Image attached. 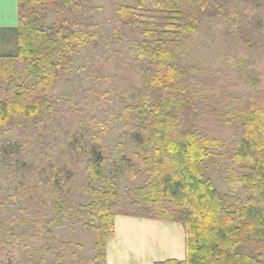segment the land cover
<instances>
[{
    "label": "trees",
    "instance_id": "trees-1",
    "mask_svg": "<svg viewBox=\"0 0 264 264\" xmlns=\"http://www.w3.org/2000/svg\"><path fill=\"white\" fill-rule=\"evenodd\" d=\"M111 3L113 39L119 47L111 55L116 73L110 76L106 66L90 63L87 76L101 85L127 84L121 93L115 85L99 95L114 91L122 103L121 137L133 147L124 148L118 159L105 139L109 121L102 122L57 93L75 57L98 48L100 25L85 14L100 9L92 0H18L19 52L0 55V162L8 161L14 173L22 169L29 175L28 180L17 181L27 204L26 220L36 223L46 210L51 191L47 186L55 183L61 191L82 167L86 176L100 183L90 187L93 202L84 221L94 235L95 255L71 260L57 252L52 264H107V242L115 235L118 215L183 225L185 258L155 264H264V86L232 106L226 91L230 87L226 82L232 79L217 77L211 68L195 63L189 50L193 32L208 18L223 17L230 24L233 47L264 53V0ZM66 11L74 17L45 27L48 13ZM125 29L131 38H126ZM124 49L135 55L131 61L121 57ZM132 71L138 73L143 89L130 83ZM235 76L257 86L264 72L239 71ZM63 127L76 130L69 133L68 150L55 151L61 159L47 163L50 156L44 152L41 164L28 160L32 147L43 146ZM15 129L20 130V140L2 139ZM56 162L65 165L59 168ZM214 162H229L226 169L219 167L230 186L226 193L207 174ZM135 163L144 181L121 194V170ZM35 171L40 180L31 183ZM44 171L49 173L46 181ZM14 194L9 197L12 203ZM0 208H6V201ZM8 249L9 241L0 237V264H34L31 248L22 261ZM50 251L51 247L43 248L41 256ZM38 264L49 263L42 257Z\"/></svg>",
    "mask_w": 264,
    "mask_h": 264
},
{
    "label": "rangeland",
    "instance_id": "rangeland-1",
    "mask_svg": "<svg viewBox=\"0 0 264 264\" xmlns=\"http://www.w3.org/2000/svg\"><path fill=\"white\" fill-rule=\"evenodd\" d=\"M92 3L100 10L88 12L85 16L91 15L93 20L100 25L98 29L102 39L98 48L86 55L75 57L65 79L60 82L57 93L59 96L72 98L78 109L83 108L86 112H91L102 122L109 121V129L105 139L113 156L118 159L124 148L133 147L121 137L122 122L118 119V113L122 109V103L115 96L114 91L105 97L99 95L108 91L109 88L112 90L115 85L118 86L116 91L121 93L127 84L110 81L107 85H101L87 76L90 63L102 64V66H106L108 75H114L116 70L111 55L119 48L113 39L114 13L111 0H92ZM73 17L70 11L61 15L48 13L45 27L57 20L72 19ZM229 27L230 24L226 18H208L197 31L192 33V43L189 50L195 63L211 68L212 73L217 77H222L224 80L232 79L226 82L230 84L226 91L231 95L229 101L232 106L237 107L240 105V98L248 92H254L257 88L264 86V76L260 78L257 86H253L251 82H247L245 79L238 80L235 74L239 71H256L262 74L264 72V53L255 51L246 53L244 47H233L228 36ZM125 34L126 38L132 37L129 29H125ZM121 57L131 61L135 55L124 49ZM108 59L109 62L105 63L104 61ZM228 60H232V66ZM130 78H132L130 81L132 85L143 89V83L136 71H132ZM96 88L98 89L97 92ZM126 98L128 101L130 100L128 97ZM59 124L63 125L64 123L59 122ZM75 130L76 128H72L64 131L63 127L62 131L49 136L43 146L32 147L26 154L28 160L43 159L42 153L45 152L50 156L45 158V161L55 164L53 162L61 159L59 155H54L55 151L62 153V151L68 150V144L65 146V143H68L69 133H74ZM2 139L20 140V130L7 131ZM41 161L39 160L38 164H41ZM56 164L59 168L65 165L57 162ZM29 165L32 166L33 162H29ZM228 165L229 162H214L210 164L207 171L217 188L224 193L229 191L230 186L225 179V174H222L219 167L224 166L226 169ZM20 166L18 163L19 168ZM106 168L108 170L112 168L110 161L106 163ZM13 169L8 161L0 162V203L6 201V208H0V223L2 225L0 237L9 241L8 252L13 253L22 261L27 249L31 248L33 253L31 260L34 264H38L42 257H45L46 261L52 264L57 252H63L71 260H87L94 256V235L84 226V221L89 218L87 212L90 208L88 205L93 202L90 187H99L100 183L86 176L80 167L73 180L61 191L56 190L55 183L50 184L49 187L47 186L51 191L46 195L48 201L46 210L42 216L37 218L36 223H30L26 220L28 218L27 204L22 201V191L17 189V181L19 179L28 180L29 175L25 176L22 169L14 173ZM121 173L119 178V192L121 194L126 189L141 185L145 178L138 163L133 164L132 168H123ZM37 174L36 171L32 174L31 183H38L40 175ZM62 175L64 176L63 172ZM48 177V171H44L43 180L46 181ZM44 191L46 194L47 190L44 189ZM11 194H14L15 197L13 203L9 200ZM239 196L244 197L243 190L239 191ZM33 219L35 218L30 217L31 221ZM48 247H51V251L41 256V250Z\"/></svg>",
    "mask_w": 264,
    "mask_h": 264
},
{
    "label": "crops",
    "instance_id": "crops-1",
    "mask_svg": "<svg viewBox=\"0 0 264 264\" xmlns=\"http://www.w3.org/2000/svg\"><path fill=\"white\" fill-rule=\"evenodd\" d=\"M19 52L18 0H0V55ZM186 256L181 223L118 215L107 242V264H155Z\"/></svg>",
    "mask_w": 264,
    "mask_h": 264
}]
</instances>
